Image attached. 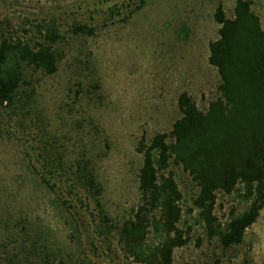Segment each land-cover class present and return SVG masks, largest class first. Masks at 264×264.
Segmentation results:
<instances>
[{"label": "rangeland", "instance_id": "rangeland-1", "mask_svg": "<svg viewBox=\"0 0 264 264\" xmlns=\"http://www.w3.org/2000/svg\"><path fill=\"white\" fill-rule=\"evenodd\" d=\"M235 1L144 0L127 17L139 0H0V23L9 32L29 38L36 32L23 30L54 21L63 36L57 72L32 76L42 123L28 126L27 119L22 126L17 116L0 111V264H26L34 237L54 264H134L113 248L90 245L92 207L88 211L77 201L86 212L85 226L73 231L60 195L33 173L24 147L40 146L37 131L43 125L67 163L91 161L107 215L115 222L129 218L138 204V141L169 132L180 117L181 92L200 111L219 95L208 44L218 37L217 5L231 17ZM250 1L264 30V0ZM76 23L94 34H73ZM171 170L182 193L180 226L189 236L174 252V264H264V209L241 245L222 250L189 212L196 194L190 177L180 166ZM218 201L223 220L237 201Z\"/></svg>", "mask_w": 264, "mask_h": 264}, {"label": "trees", "instance_id": "trees-1", "mask_svg": "<svg viewBox=\"0 0 264 264\" xmlns=\"http://www.w3.org/2000/svg\"><path fill=\"white\" fill-rule=\"evenodd\" d=\"M143 3L139 0L127 17ZM214 20L218 37L208 44V63L219 76V95L200 111L189 94L181 92L180 117L169 132L138 141L135 150L142 156L138 204L129 218L115 222L107 215L91 161L67 163L42 124L37 131L40 146L24 147L33 173L60 195L76 234L85 226L86 213L76 201L88 211L92 207L90 245L95 250L97 244L113 248L134 264H174V252L189 242V236L180 226L182 193L172 165L180 166L195 185L189 212L195 213L206 238L222 250L241 245L245 231L264 209V30L250 0H236L231 17L219 3ZM31 27L34 30L23 31L36 35L27 38L0 23V111L17 116L22 126L27 119L28 126L36 120L42 123L33 74H55L62 58L63 36L54 21ZM70 31L94 34L91 27L77 23ZM227 197L237 206L221 220L218 200ZM38 241L30 240L26 264H54Z\"/></svg>", "mask_w": 264, "mask_h": 264}]
</instances>
